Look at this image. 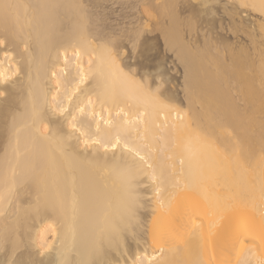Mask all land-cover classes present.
Wrapping results in <instances>:
<instances>
[{
  "label": "bare ground",
  "instance_id": "6f19581e",
  "mask_svg": "<svg viewBox=\"0 0 264 264\" xmlns=\"http://www.w3.org/2000/svg\"><path fill=\"white\" fill-rule=\"evenodd\" d=\"M221 1L0 0V264H264V0Z\"/></svg>",
  "mask_w": 264,
  "mask_h": 264
},
{
  "label": "rangeland",
  "instance_id": "374dc122",
  "mask_svg": "<svg viewBox=\"0 0 264 264\" xmlns=\"http://www.w3.org/2000/svg\"><path fill=\"white\" fill-rule=\"evenodd\" d=\"M222 1H223V0H222ZM222 1H221V2H222ZM223 3H225V2L223 1ZM245 14L247 15V13H245ZM245 14H243V17H245L246 19H247V17H249V19H247V22H251V21H253V20H255V19H258V17L261 18L260 15L255 14V13H248V14H250V16H251L253 19L250 18V16H247V17H246ZM254 15H255V16H254ZM253 16H254V17H253ZM256 16H257V17H256ZM251 19H252V20H251ZM250 20H251V21H250ZM228 36H229V34H228ZM229 37L231 38V35H230ZM241 38H243V37H241ZM232 39H233V38H232ZM243 39H244V38H243ZM244 40H245V39H244ZM128 52H130V50H128ZM129 54H131V55H128L127 58H133V57H132V52H130ZM169 55H171V54H169ZM171 58H172V56H170V60H171ZM130 60H132V59H130ZM128 61H129V60H128ZM130 62H131V61H130ZM133 62H134V59L132 60L131 63H133ZM169 67H170V68H173V70L175 69V66H171V65H170ZM176 67H177V69H178V66H176ZM167 68H168V66H167ZM170 68H169V69H170ZM179 69H180V70H179L180 73H178L177 76H176V73H177V72L174 73L175 76L177 77V80H180V79L182 78V73H181L182 70H181V67H179ZM173 70H171V71H173ZM179 71H178V72H179ZM180 81H181V80H180ZM178 82H179V81H178ZM180 84H181V83H180ZM197 213H198V211H196V214H197ZM196 216H197V217L194 216V217H195V218H194L195 221H197V220L199 219L198 215H196ZM196 218H198V219H196ZM40 256H41V255H40Z\"/></svg>",
  "mask_w": 264,
  "mask_h": 264
},
{
  "label": "snow or ice",
  "instance_id": "6c2138e0",
  "mask_svg": "<svg viewBox=\"0 0 264 264\" xmlns=\"http://www.w3.org/2000/svg\"><path fill=\"white\" fill-rule=\"evenodd\" d=\"M0 43H2V41H0ZM108 55H109V56H111V53H110V51H109Z\"/></svg>",
  "mask_w": 264,
  "mask_h": 264
}]
</instances>
